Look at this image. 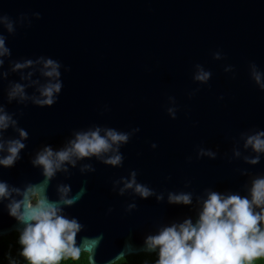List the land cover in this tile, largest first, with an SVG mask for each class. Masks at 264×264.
<instances>
[{
    "label": "water",
    "instance_id": "water-1",
    "mask_svg": "<svg viewBox=\"0 0 264 264\" xmlns=\"http://www.w3.org/2000/svg\"><path fill=\"white\" fill-rule=\"evenodd\" d=\"M0 37V109L15 122L0 143L24 144L11 167L0 166L10 192L0 198V237L16 232L22 248L25 225L8 205L28 186L44 184L50 201L68 187L65 198H78L60 214L81 225L77 246L97 241L93 264L158 259L147 237L195 224L210 192L250 198L264 177V152L246 146L264 132V0H0ZM48 60L55 78L45 75ZM201 72L206 81L196 79ZM50 83L61 85L55 102L37 104ZM15 85L23 98H9ZM96 129L128 139L115 153L74 157L48 180L33 164L45 147L59 151ZM115 154L119 165L104 162ZM133 173L151 195L124 187ZM170 194H190L191 203H169Z\"/></svg>",
    "mask_w": 264,
    "mask_h": 264
},
{
    "label": "clouds",
    "instance_id": "clouds-1",
    "mask_svg": "<svg viewBox=\"0 0 264 264\" xmlns=\"http://www.w3.org/2000/svg\"><path fill=\"white\" fill-rule=\"evenodd\" d=\"M8 31L12 25L6 24ZM7 53L4 39L0 37V55ZM27 65L17 64V69ZM45 67L50 68L45 73L48 77H57L58 65L51 60L46 61ZM209 74L201 72L196 79L206 81ZM257 83L259 73L254 76ZM60 83H50L41 90L43 99L35 102L39 105L50 106L55 102L54 94L60 91ZM23 98V88L15 85L9 93V98L17 96ZM11 117L0 109V130L6 129ZM21 138L27 133L19 132ZM264 132L251 136L246 141L257 153L264 152ZM128 139L126 134L107 130L104 136L100 129L77 133L75 139L69 141L68 146L54 152L45 147L38 153L34 165L43 169L46 180L60 170L65 162L75 163V159L97 156L109 151L116 152L121 143ZM24 144L20 140H13L5 144L0 143V151L6 155L0 158V166L11 167L18 159ZM211 155V153H208ZM254 159L251 163H256ZM110 165H119L121 156L112 155L104 161ZM135 186V187H134ZM126 189L133 188L142 198L151 195V191L136 184L135 174L125 183ZM122 189L121 191H123ZM16 191L18 194L19 190ZM45 185H30L21 194L20 201L8 205L9 215L25 225L19 237L22 246L21 255L27 264H60L61 261H79L82 255L86 264H93L92 252L97 244L96 240L85 238L77 246L75 236L81 225L75 219L69 220L61 215V205H72L78 196L65 198L68 187L60 189L62 195L59 201H50L45 194ZM10 195L8 186L0 183V198ZM250 198L239 195L224 196L210 192L202 204L198 219L193 224L185 220L180 224H173L162 229L157 235L149 236L145 240L147 250H158L155 264H254L255 261L264 262V177L253 181L249 190ZM169 203L190 204V194L169 195ZM259 209V211H257ZM83 249V251H82ZM114 264H124L123 256Z\"/></svg>",
    "mask_w": 264,
    "mask_h": 264
},
{
    "label": "trees",
    "instance_id": "trees-1",
    "mask_svg": "<svg viewBox=\"0 0 264 264\" xmlns=\"http://www.w3.org/2000/svg\"><path fill=\"white\" fill-rule=\"evenodd\" d=\"M16 236L17 233L14 232L0 237V264H27V261L21 255L22 248L17 244ZM156 260L152 254L146 253L131 254L123 257L124 264H155ZM60 264H86V261L82 255L79 261H61ZM254 264H264V262L255 261Z\"/></svg>",
    "mask_w": 264,
    "mask_h": 264
},
{
    "label": "flooded vegetation",
    "instance_id": "flooded-vegetation-1",
    "mask_svg": "<svg viewBox=\"0 0 264 264\" xmlns=\"http://www.w3.org/2000/svg\"><path fill=\"white\" fill-rule=\"evenodd\" d=\"M12 233H14V232H12ZM12 233H11V234H12ZM9 235H10V234H9Z\"/></svg>",
    "mask_w": 264,
    "mask_h": 264
}]
</instances>
